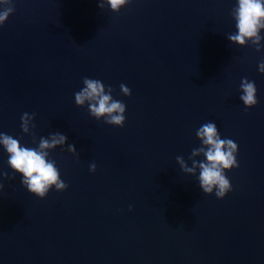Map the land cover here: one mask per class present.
Here are the masks:
<instances>
[{
    "label": "water",
    "instance_id": "obj_1",
    "mask_svg": "<svg viewBox=\"0 0 264 264\" xmlns=\"http://www.w3.org/2000/svg\"><path fill=\"white\" fill-rule=\"evenodd\" d=\"M100 2L11 0L0 25V133L38 150L65 135L42 151L67 185L33 195L0 142V264H264V27L228 39L239 0ZM84 77L126 106L122 127L75 103ZM208 122L238 146L222 199L199 187L207 160L193 155Z\"/></svg>",
    "mask_w": 264,
    "mask_h": 264
},
{
    "label": "clouds",
    "instance_id": "obj_2",
    "mask_svg": "<svg viewBox=\"0 0 264 264\" xmlns=\"http://www.w3.org/2000/svg\"><path fill=\"white\" fill-rule=\"evenodd\" d=\"M112 11H119L120 7L126 3V0H107ZM0 4H8L9 7L0 11V25H3L10 14L14 12L11 0H0ZM104 8V3L98 5ZM237 11L238 34L228 36L230 41L243 45L245 38L257 36L259 27H264L261 20L264 19V4L261 0H239ZM259 37H257L258 42ZM259 51V49H257ZM259 71L264 73V63L259 65ZM84 87L75 94V103L83 105L85 100L94 101L90 104L91 115L97 120L101 116L105 117V123L122 127L125 122V105L117 100L112 99L111 92L113 89L109 86L108 94H105V85L96 79L83 78ZM243 95L240 99L247 108H251L257 104L256 87L254 82L244 79L241 83ZM120 90L125 96H130V89L124 84L120 85ZM35 114L31 115L34 117ZM29 114L25 113L21 117V128L27 131V122ZM197 137L202 141L203 147L193 150V155L203 153L207 163L201 162L199 176V187L205 194H212L215 189L217 198H224L225 195L232 190L229 179L225 172L233 168H238L236 153L238 146L231 139H221L215 123L208 122L203 124L196 132ZM66 136L56 133L51 141L41 138L39 142V150L37 148H29L22 146L17 139L12 136L0 133V142L3 143L6 152L9 155L8 164L15 173L21 174L23 177L21 183L33 195L44 198L49 189L55 185L57 191L66 190L67 185L59 178V171L55 167V161L46 160L47 152L43 149L54 148L58 144H63ZM206 149V150H205ZM69 150L75 151L73 145H69ZM181 166L185 167L181 157H177ZM96 165L90 166V171L95 172ZM186 171L192 172L193 169L186 168ZM7 176V173L3 174ZM3 185L0 184V188Z\"/></svg>",
    "mask_w": 264,
    "mask_h": 264
}]
</instances>
